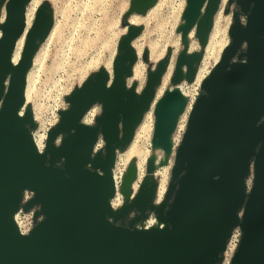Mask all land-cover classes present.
Instances as JSON below:
<instances>
[{
    "label": "water",
    "instance_id": "1",
    "mask_svg": "<svg viewBox=\"0 0 264 264\" xmlns=\"http://www.w3.org/2000/svg\"><path fill=\"white\" fill-rule=\"evenodd\" d=\"M30 1L0 0V264H220L235 227L241 238L230 264H264V0L227 1L235 5L230 41L200 85L157 205L154 172L169 161L188 103L179 86L194 81L221 0H185L176 28L182 49L170 86L156 101L169 51L140 91L127 81L138 60L132 43L142 32L129 18L146 15L158 0H129L111 75L100 68L65 96L68 106L58 111L42 151L25 90L34 56L53 27L48 3L37 8L20 58L12 61ZM192 31L200 50L190 53ZM141 59H149L148 51ZM152 103L145 176L133 192L137 168L130 160L119 186L123 204L113 209L116 155L130 145ZM94 105L100 114L87 125L83 118ZM99 138L103 148L94 152ZM156 150L163 153L157 164ZM25 190L33 198L22 205ZM34 207V220L41 219L22 235L14 216ZM151 215L157 225L144 228Z\"/></svg>",
    "mask_w": 264,
    "mask_h": 264
},
{
    "label": "rangeland",
    "instance_id": "2",
    "mask_svg": "<svg viewBox=\"0 0 264 264\" xmlns=\"http://www.w3.org/2000/svg\"><path fill=\"white\" fill-rule=\"evenodd\" d=\"M43 2L48 3L52 11L53 27L50 31L51 36L46 38L34 56L30 69L32 72L26 105L31 106L37 124L32 134L40 139L44 147L47 131L58 122V111L66 109L68 106L64 100L65 96L98 69L104 68L107 71V64L110 65L109 70L111 71V63L117 52L118 40L126 33L127 28L121 18L128 8L129 0H32L27 6L31 15V24L37 8ZM157 3V6L148 11L146 15H132L129 18L132 25L142 27L140 36L132 43L138 60L133 66L131 78L127 81L128 85L136 83L138 91L144 87L147 72L153 70L157 62L163 59L169 51L170 62L157 91L159 88H168L176 57L182 49L180 35L176 33V28L182 24L181 14L185 7V0H158ZM224 9H228V11L225 12ZM234 9L235 5H228L227 2L220 6L215 15L217 23L214 27L216 30H211L210 39L213 36L214 39L221 38L222 44L229 43L228 29ZM3 14L4 8L2 7L0 21ZM240 19L242 22L245 20L242 15H240ZM209 38L194 81L190 84L185 82L181 84L184 88L193 90V98H188L190 105L200 93L203 78L207 77L216 62L214 56H208ZM199 50L198 41L192 34L189 38L188 51L191 53ZM143 51L149 53L147 61L141 59ZM136 71L138 72L135 74ZM199 73L201 79L198 78ZM91 108L96 110L95 117H97L100 114V106L94 105ZM145 115L149 116L145 123H150L151 132L139 133L140 130L137 127L130 145L125 151L118 152L116 155L114 165L116 192L111 201L114 209L120 208L123 204L119 186L130 160L135 159L137 168L133 192L137 190L145 176L146 161L152 154L151 138L154 127V115L149 114V111ZM180 133H184V129ZM133 145L140 149L142 147L141 150L144 149L142 158L137 154L129 153ZM176 149L171 154L168 163L165 166L157 167L154 172L157 181L156 205L161 203L167 191ZM154 153L157 164L162 159L163 153L159 150ZM151 219L155 218L147 219L142 226L147 225Z\"/></svg>",
    "mask_w": 264,
    "mask_h": 264
},
{
    "label": "bare ground",
    "instance_id": "3",
    "mask_svg": "<svg viewBox=\"0 0 264 264\" xmlns=\"http://www.w3.org/2000/svg\"><path fill=\"white\" fill-rule=\"evenodd\" d=\"M228 0H221V3H220V6L225 4ZM32 2V0H31ZM158 2V1H157ZM158 3H156L150 10L148 11H151L153 10L156 6H157ZM28 6V5H27ZM219 6V8H220ZM219 10V9H218ZM220 14V13H219ZM3 17H4V14H3ZM25 17H26V28L24 30V33L22 34V36L18 39L17 43H16V47L13 51V54H12V61H13V64H16L17 61L19 60L20 58V55H21V51H22V47H23V43H24V38H25V35H26V32L29 30L30 26H31V15H30V12L28 11L27 7H26V14H25ZM3 20V18H2ZM1 20V21H2ZM215 17H214V22H213V27L212 29H215ZM218 29V28H217ZM216 30V29H215ZM194 31V30H193ZM191 32L190 33V36L189 38L191 37V35L194 33V32ZM211 33V32H210ZM214 33V32H213ZM217 34V32H215ZM51 36V33L49 34L48 38ZM215 36V35H214ZM209 37H210V34H209ZM216 37V36H215ZM219 38V37H218ZM217 39V38H215ZM213 38V36L211 37V39L209 38V44H208V49H209V55L208 56H214L215 57V60L216 62L218 61V59L220 58V55L222 53V50L224 49V47L227 45L225 44H222V39H217L215 40ZM192 50V49H191ZM164 53V52H163ZM215 62V63H216ZM112 65V63H111ZM142 65V64H141ZM110 68V65L108 66L107 64V72L111 75V71L109 70ZM31 69V68H30ZM32 72V71H31ZM31 72L29 70L28 74H27V83H26V90H25V97L27 98V90H28V86H29V82H30V75H31ZM138 71L135 72V74L137 73ZM204 72V71H203ZM200 73L198 74V78L200 77ZM201 79V77H200ZM204 79V78H203ZM179 89L181 90V92L183 93V95L188 99V98H193V90L189 89V88H184L183 85H180L179 86ZM165 89L163 88H159V90L156 92V95H155V99L154 101H156L163 93ZM193 105V104H192ZM192 105L188 104L187 103V106L185 108V111L184 113L180 116L179 120H178V124L176 126V129H175V132L173 133L172 135V144H173V149H172V153L173 151L178 147V145L180 144V141L182 139V136H183V133H180L183 131H185V127H186V123H187V118H188V114L190 112V109L192 107ZM149 111V114H152L153 115V105L150 107V109L148 110ZM96 110L93 108L89 109L88 112L86 113V115L84 116V123L87 124V125H91V123H93V120L95 118V115H96ZM149 119V116H146L144 115L143 117V120L142 122L139 124V133H150L151 132V129H150V123H145L146 121H148ZM184 120V121H183ZM152 126V125H151ZM154 126V125H153ZM154 129V127H153ZM33 135V134H32ZM139 135V134H138ZM33 139H34V142L36 144V147L38 148L39 151H42L43 150V146L40 142V139L35 137L33 135ZM44 139V138H43ZM134 144V143H133ZM142 149V147H141ZM140 148L136 147L135 145H133L131 148H130V151L129 153H134L135 155L137 154L139 157H143V150H141ZM162 152V151H161ZM141 162V161H140ZM143 162V161H142ZM112 175H113V179L115 181V178H114V168L112 170ZM121 175V174H120ZM161 182V181H160ZM166 182V181H165ZM165 184V183H164ZM137 186V185H136ZM164 191V190H163ZM158 194V193H157ZM119 198V197H118ZM159 201V200H158ZM157 225V222L155 219H151L149 220V222L147 223V225L143 226V227H152V226H156Z\"/></svg>",
    "mask_w": 264,
    "mask_h": 264
},
{
    "label": "built area",
    "instance_id": "4",
    "mask_svg": "<svg viewBox=\"0 0 264 264\" xmlns=\"http://www.w3.org/2000/svg\"><path fill=\"white\" fill-rule=\"evenodd\" d=\"M93 122H94V120H93ZM91 125H92V123H91ZM102 148H103V142L99 138L94 145V152L101 150ZM43 149H44V147H43ZM32 198H33V193L31 191L25 190L22 194V205L29 202ZM112 199L110 200V205H111ZM111 207H112V205H111ZM37 210H38V207H34L33 209H31L27 212H24L20 208L19 211L15 214L14 220H15L17 229H18L20 234L27 235L31 231V229L34 227L36 222L41 219V217H38L36 221L34 220V214ZM151 217H153V216L151 215L149 218H151ZM145 222L143 223V225L145 224ZM144 228H149V227H144ZM240 238H241V231L238 227H235L232 230L231 235L227 241L225 250L222 253V260H221L220 264H230V261L234 255L237 247H238Z\"/></svg>",
    "mask_w": 264,
    "mask_h": 264
}]
</instances>
